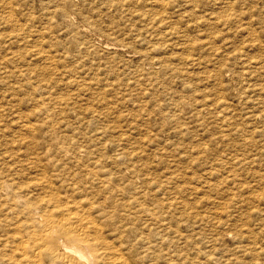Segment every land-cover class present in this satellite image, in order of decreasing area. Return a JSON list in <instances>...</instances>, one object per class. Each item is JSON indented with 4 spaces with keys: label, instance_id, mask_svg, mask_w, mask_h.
Here are the masks:
<instances>
[{
    "label": "rangeland",
    "instance_id": "1",
    "mask_svg": "<svg viewBox=\"0 0 264 264\" xmlns=\"http://www.w3.org/2000/svg\"><path fill=\"white\" fill-rule=\"evenodd\" d=\"M0 106V180L33 181L46 169L41 180L59 207L101 222L105 264H264V0H0ZM4 194L0 264H14Z\"/></svg>",
    "mask_w": 264,
    "mask_h": 264
},
{
    "label": "bare ground",
    "instance_id": "2",
    "mask_svg": "<svg viewBox=\"0 0 264 264\" xmlns=\"http://www.w3.org/2000/svg\"><path fill=\"white\" fill-rule=\"evenodd\" d=\"M80 29V28H79ZM122 46V45H121ZM252 101V100H251ZM3 104V103H2ZM1 107V106H0ZM4 107V106H3ZM3 107H1V108H3ZM9 107H11V106H9ZM45 109V108H44ZM47 109V108H46ZM4 113V112H3ZM19 113V112H18ZM22 113V112H21ZM21 113H19V115L21 114ZM28 113V112H27ZM36 113V112H35ZM1 114V113H0ZM24 114V113H23ZM25 114H26V112H25ZM47 114V113H46ZM49 114V113H48ZM26 116V115H25ZM23 118V117H22ZM24 119V118H23ZM26 119V118H25ZM28 119V118H27ZM44 119H47L46 117L44 118ZM52 120H53V118H52ZM44 121V120H43ZM6 122V121H5ZM19 122V121H18ZM7 123V122H6ZM25 123V122H24ZM55 123V122H54ZM29 124H31V123H29ZM29 124H26V125H29ZM25 125V124H24ZM24 125L22 126V128L24 127ZM26 125H25V128H26ZM46 125V124H45ZM54 125V124H53ZM20 126V127H21ZM29 126H31V125H29ZM28 126V127H29ZM27 127V128H28ZM33 127V126H32ZM31 127V128H32ZM8 128V127H7ZM21 128V129H22ZM20 129V128H19ZM24 129V128H23ZM51 129V128H50ZM54 129V128H53ZM56 129H57V127H56ZM224 129H226V128H224ZM4 130V129H3ZM47 130V129H46ZM52 130V129H51ZM55 130V129H54ZM6 131V130H5ZM4 131V132H5ZM14 131H16V130H14ZM18 131V130H17ZM25 131V130H24ZM23 131V132H24ZM28 131H30V130H27L26 132H28ZM40 131V130H39ZM50 131V130H49ZM22 132V133H23ZM58 132V131H57ZM56 132V133H57ZM3 133V132H2ZM19 133V132H18ZM18 133H17V135H18ZM34 133H36V132H34ZM21 134V133H20ZM25 134V133H24ZM30 134H32V133H30ZM29 134V135H30ZM44 134H46V132L44 133ZM61 134V133H60ZM22 135V134H21ZM20 135V136H21ZM26 135H27V133H26ZM33 135V134H32ZM37 135V134H36ZM58 135V134H57ZM65 135H67V134H65ZM65 135H64V137H65ZM2 136H3V134H2ZM12 136H14L13 134H11V137ZM54 136V135H53ZM16 137V136H15ZM22 137V136H21ZM39 137H41V135L39 136ZM62 137V136H61ZM75 137V136H74ZM2 138V137H1ZM23 138V137H22ZM26 138V137H25ZM28 138V137H27ZM29 138H30V136H29ZM55 138V137H54ZM68 138H69V136H68ZM11 139H13V138H11ZM31 139H34V138H32L31 137ZM31 139H30V142H32L31 141ZM53 139V138H52ZM70 139V138H69ZM121 139H123V140H125V138H124V136H122L121 137ZM20 140V139H19ZM23 140V139H22ZM25 140V139H24ZM29 140V139H28ZM48 140V139H47ZM55 140V139H54ZM53 140V141H54ZM3 141V140H2ZM6 141V140H5ZM43 141V140H42ZM50 141H51V137H50ZM67 141H70V140H67ZM66 140H65V142H67ZM75 141H77V139L75 140ZM21 142V141H20ZM28 142V141H27ZM29 142V143H30ZM63 142V141H62ZM7 143V142H6ZM10 143V142H9ZM38 143V142H37ZM48 143V142H47ZM53 143V142H52ZM51 143V144H52ZM64 143V142H63ZM68 143V142H67ZM14 144V143H13ZM24 144V143H23ZM39 144V143H38ZM49 144H50V142H49ZM73 144V143H72ZM103 144V143H102ZM102 144H101V146H102ZM12 145V144H11ZM60 145H61V143H60ZM82 145V144H81ZM87 145V144H86ZM96 145V144H95ZM6 146V145H5ZM29 146V145H28ZM41 146V145H40ZM62 146V145H61ZM75 146V145H74ZM78 146V145H77ZM76 146V149L79 147H77ZM98 146V145H97ZM106 146V145H105ZM24 147V146H23ZM22 147V148H23ZM30 147H32L31 145H30ZM33 147H35V145L33 146ZM48 147V146H47ZM54 147V146H53ZM71 147V146H70ZM82 147H83V145H82ZM87 147H88V145H87ZM86 147V148H87ZM90 147V146H89ZM92 147V146H91ZM164 147V146H163ZM0 148H2V147H0ZM8 148V147H7ZM13 148V147H12ZM26 148V147H25ZM28 148V147H27ZM26 148V149H27ZM67 148V147H66ZM73 148V147H72ZM81 148V147H80ZM93 148V147H92ZM91 148V149H92ZM97 148V147H96ZM102 149L101 150H104L103 149V147H101ZM165 148V147H164ZM9 149V148H8ZM14 149V148H13ZM12 149V150H13ZM30 149V148H29ZM34 149V148H33ZM79 149V148H78ZM77 149V150H78ZM90 149V150H91ZM94 149V148H93ZM107 149V148H106ZM3 150V149H2ZM18 150V149H17ZM62 150V149H61ZM90 150H89V152H90ZM96 150V149H95ZM99 150V149H98ZM97 150V151H98ZM160 150V149H159ZM167 150V149H166ZM27 151V150H26ZM85 152H86V150H84ZM88 151V150H87ZM93 151V150H92ZM91 151V152H92ZM144 151V150H143ZM165 151V150H164ZM4 152V151H3ZM20 152V151H19ZM44 152H47V151H44ZM51 153H52V151H50ZM58 152V151H57ZM76 152H78V151H76ZM76 152H74L73 153V150H72V152L71 153H73V157L74 156H76ZM107 152H110L109 150L107 151ZM106 152V153H107ZM142 153V149H140V150H138V151H136V150H133V151H129V150H120V151H117L116 152V155L117 154H119V156L120 155H138L139 153ZM8 153V152H7ZM17 153V152H16ZM30 153V152H29ZM80 153H82V152H80ZM102 153H105V150H104V152H102ZM168 153V152H167ZM166 153V154H167ZM3 154V153H2ZM38 154V153H37ZM66 154V153H65ZM75 154V155H74ZM79 154V153H78ZM83 154V153H82ZM94 154V153H93ZM92 154V155H93ZM112 154V153H111ZM110 154V155H111ZM160 154V153H159ZM21 155H22V152H21ZM24 155V154H23ZM53 155V154H52ZM70 155V154H69ZM69 155H68V157H69ZM95 155V154H94ZM108 155V154H107ZM110 155H108V156H110ZM164 155V154H163ZM11 156V155H10ZM10 156H9V158H10ZM14 156V155H13ZM32 156V155H31ZM35 156V155H34ZM38 156H40V155H38ZM55 156H57V155H55ZM71 156H72V154H71ZM89 156V155H88ZM96 156V155H95ZM101 156V155H100ZM100 156H96V158L97 157H100ZM106 156V155H105ZM118 156V155H117ZM139 156V155H138ZM67 157V156H66ZM67 157V158H68ZM82 157V156H81ZM86 157H87V155H86ZM102 157V156H101ZM137 157V156H136ZM135 156L133 157V159L134 158H136ZM17 158V157H16ZM20 158V157H19ZM31 158H33V157H31ZM30 158V159H31ZM39 158V157H38ZM37 158V159H38ZM49 158V157H48ZM48 158H46L47 160H48ZM59 158H64L63 156H61V157H59ZM75 158H77V156L75 157ZM78 158H80V157H78ZM14 159V158H13ZM21 159V158H20ZM26 159V158H25ZM28 159V158H27ZM36 159V158H35ZM36 159V160H37ZM51 159V158H50ZM53 159V158H52ZM62 159H60V160H62ZM82 159H83V157H82ZM89 160H90V158H88ZM102 159H104L103 157H102ZM114 159V158H113ZM119 159V158H118ZM128 159V158H127ZM131 159V158H130ZM41 160V159H40ZM84 160V159H83ZM89 160L87 161V162H89ZM92 160V159H91ZM96 160V159H95ZM124 160V159H123ZM136 160V159H135ZM33 161V160H32ZM32 161H30V162H32ZM63 161V160H62ZM68 161V163H69V160H67ZM73 161V160H72ZM79 161V160H78ZM80 161H82L81 160V158H80ZM79 161V162H80ZM86 161V160H85ZM101 161V160H100ZM114 161V160H113ZM120 161H121V159H120ZM129 161L130 160H128V163H129ZM132 161V160H131ZM137 161H138V157H137ZM10 162V161H9ZM28 162V161H27ZM40 162V161H39ZM46 162V161H45ZM58 162V161H57ZM60 162V161H59ZM74 162V161H73ZM98 162V161H97ZM101 162H104V161H101ZM119 162V161H118ZM1 163V162H0ZM25 163V162H24ZM35 163V162H34ZM36 163H37V161H36ZM42 163V162H41ZM109 164L108 165H110V164H112V163H110V162H108ZM116 163V162H115ZM120 163V162H119ZM132 162H130L129 164H131ZM134 163H137V162H135L134 161ZM141 163V162H140ZM139 163V164H140ZM144 163V162H143ZM148 163V162H147ZM21 164H23V162L21 163ZM39 164V163H38ZM37 164V165H38ZM54 164V163H53ZM62 164V163H61ZM64 164H65V162H64ZM73 164V163H72ZM77 164H79V163H77ZM82 164V163H81ZM80 164V165H81ZM84 164H85V162H84ZM86 164H88V163H86ZM85 164V165H86ZM101 164V163H100ZM103 164V163H102ZM117 164V163H116ZM124 164H126V163H124ZM144 164H146V163H144ZM5 165H7V164H5ZM14 165V164H13ZM40 165V164H39ZM42 165V164H41ZM40 165V166H41ZM79 165V166H80ZM83 165V164H82ZM82 165H81V167H82ZM90 165V164H89ZM95 165V164H94ZM121 165H122V163H121ZM141 165V164H140ZM139 165V166H140ZM17 166H18V164H17ZM24 166V165H23ZM64 166H66V165H63V166H61V167H64ZM68 166V165H67ZM66 166V167H67ZM96 166V165H95ZM103 166V165H102ZM105 166V165H104ZM103 166V167H104ZM115 166V165H114ZM113 166V169L114 168H116V167H114ZM131 166V165H130ZM138 166V165H137ZM145 166V165H144ZM147 166V165H146ZM148 166H151V164L150 165H148ZM6 167H8V166H6ZM27 167V166H26ZM30 167V166H29ZM65 167V168H66ZM68 167H70V166H68ZM68 167H67V169H68ZM85 167V166H84ZM89 167V166H88ZM87 167V168H88ZM93 167V166H92ZM98 167V166H97ZM95 167L97 170L98 169H100V168H102L101 167V165H100V168L98 167ZM106 167V166H105ZM121 167V166H120ZM59 168H60V165H59ZM74 168V167H73ZM77 168V167H76ZM79 168V167H78ZM94 168V169H95ZM118 168V167H117ZM124 168V167H123ZM137 168V167H136ZM142 168V167H141ZM148 168V167H147ZM147 168H145V169H147ZM33 169H34V167H33ZM33 169H31V170H33ZM75 169V168H74ZM80 169V168H79ZM95 169V170H96ZM103 170H105L104 168H102ZM109 169H111V166H110V168ZM124 169H129L128 167L127 168H124ZM138 169H140V168H138ZM150 169H153L152 167L150 168ZM12 170V169H11ZM81 170V169H80ZM89 170V169H88ZM107 171H108V169H106ZM118 172H119V170L118 169H116ZM115 170V171H116ZM136 170V169H135ZM135 170H132L133 172L135 171ZM143 170V169H142ZM22 171V170H21ZM35 172H36V170H34ZM40 173H37L36 172V174H35V176H34V178L32 179L33 181H31V179H29V180H25V179H22V178H19L18 176L17 177H14V178H8V179H6V180H0V190L1 191H3L5 194H4V198L6 199L5 201L7 202V204H8V209H9V213L10 214H12L13 213V215L15 216V219H13V222L11 221L10 222V224H11V234H12V236H13V238H16L15 240H16V243H14V241L12 242V243H14V248H12V249H10V247H9V249L11 250V254L10 255H8L9 257H8V259L10 260V261H15V263H17V264H105L106 263V258H107V256H109L108 254H107V249H108V246H107V244L108 243H106L105 241H103V239H101V237H100V235H104V234H101V227L99 226V224H101V222L100 223H98V225L97 224H95V220L92 218V217H90V215H85L83 212H75V211H73L72 210V212H71V210L70 211H65V208H61V207H59V204L58 203H56L58 200H59V197H58V195H60V194H58V195H56L55 194V192H52L51 190L50 191H46L45 190V182H44V180L42 181L41 179L42 178H44L45 176H44V172H46V169H44L43 167H42V170L40 169ZM74 171V170H73ZM82 171V170H81ZM112 171V170H111ZM110 171V174L112 173ZM117 171H116V173H117ZM122 171V170H121ZM131 171V172H132ZM138 171V170H137ZM137 171H135V172H137ZM148 171V170H147ZM151 171V170H150ZM149 171V173H151V175H152V172H154V171H152V172H150ZM1 172V171H0ZM24 172V171H23ZM79 172V171H78ZM83 172V171H82ZM81 172V173H82ZM88 172V171H87ZM125 172V171H124ZM129 173H131L130 171H128ZM133 172H132V174H133ZM3 173V172H2ZM12 173V172H11ZM19 172H17V174H18ZM54 173V172H53ZM62 173H64V172H62ZM67 173V172H66ZM91 173H92V169H91ZM141 173H142V171H141ZM144 173V172H143ZM148 173V172H147ZM146 173V174H147ZM169 173H171V172H169ZM14 174V173H13ZM32 174V173H31ZM80 174V173H79ZM83 174V173H82ZM87 174V173H86ZM88 174H89V172H88ZM94 174H96L95 173V171H94ZM115 174V173H114ZM118 174V173H117ZM120 174V173H119ZM124 174V173H123ZM132 174H130L131 175V177H132ZM140 173L138 172V175H139ZM1 175H3V174H1ZM5 175V174H4ZM62 175V174H61ZM85 175V174H84ZM91 175V174H90ZM100 175V174H99ZM103 175V174H102ZM129 175V174H128ZM130 175L128 176V178L130 177ZM134 175V174H133ZM142 175V174H141ZM148 175H150V174H148ZM21 176V175H20ZM59 176V175H58ZM65 175H63V177H64ZM67 176V175H66ZM65 176V177H66ZM75 176V175H74ZM77 176H81V175H76V177ZM98 176V175H97ZM121 176V175H120ZM127 176V175H126ZM125 176V177H126ZM146 175H143V177H145ZM153 176V175H152ZM166 176V175H165ZM6 177V176H5ZM11 177H12V175H11ZM61 177V176H60ZM70 177H72V176H70ZM82 177V176H81ZM92 177V176H91ZM95 177V176H94ZM108 177V176H107ZM107 177H106V179H107ZM122 177V176H121ZM130 177V178H131ZM134 177H135V175H134ZM133 177V178H134ZM139 177H140V175H139ZM147 177V176H146ZM160 177H162L161 175H160ZM26 178V177H25ZM57 178V177H56ZM83 178V177H82ZM88 178V177H87ZM93 178V177H92ZM98 178V177H97ZM103 178V177H102ZM104 178H105V176H104ZM129 178V179H130ZM151 178V180H152V177H150ZM170 178V177H169ZM168 178V179H169ZM4 179V178H3ZM22 179V180H21ZM27 179V178H26ZM51 178L49 177V181H51L50 180ZM67 180H68V178H66ZM72 179V178H71ZM70 179V180H71ZM74 179V178H73ZM85 179V178H84ZM111 179H113V177L111 178ZM117 179V178H116ZM119 179V178H118ZM149 179V178H148ZM154 179H156V177L154 178ZM161 179L162 178H160V181H161ZM224 179H225V177H224ZM227 179V178H226ZM229 179H231L230 177H229ZM229 179H227V180H229ZM58 180V179H57ZM66 180V181H67ZM77 180H78V178H77ZM77 180L75 179V181H76V183L78 184V182H77ZM80 180H81V178H80ZM122 180H123V177H122ZM125 180H128V179H125ZM133 180V179H132ZM135 180H136V178H135ZM134 180V181H135ZM144 180V179H143ZM151 180H149V181H151ZM159 179H157V181H158ZM62 181V180H61ZM64 181V180H63ZM74 181V180H73ZM93 180H91V182H92ZM110 181V180H109ZM116 181V180H115ZM124 181V180H123ZM129 181V180H128ZM128 181H126L127 183H128ZM137 181V180H136ZM148 181V180H147ZM156 181V180H155ZM231 182H232V180H230ZM69 182V181H68ZM81 182H83V181H80V184H81ZM90 182V184H92ZM111 182V181H110ZM141 182V181H140ZM140 182H139V184H140ZM163 182V181H162ZM161 182V183H162ZM230 182V183H231ZM47 183V182H46ZM51 183H53V182H51ZM74 183V182H73ZM95 183V182H94ZM117 186H118V180H117ZM121 183V182H120ZM125 183V182H124ZM134 183V182H133ZM144 183V182H143ZM146 183V182H145ZM144 183V184H145ZM159 183V182H158ZM64 184V183H63ZM62 184V185H63ZM70 184H71V182H70ZM85 184V183H84ZM89 184V183H88ZM100 184H101V182H100ZM112 184V183H111ZM110 184V185H111ZM122 184H123V182H122ZM135 184V187H136V183H134ZM138 183H137V185L140 187L141 186V184L139 185ZM143 184V185H144ZM148 184H150V183H148ZM147 184V185H148ZM154 184V183H153ZM156 184V183H155ZM66 185H67V182H66ZM79 185V184H78ZM83 185V184H82ZM86 185V184H85ZM104 185V184H103ZM114 185H116V184H114ZM123 185H126V184H123ZM143 185L141 186V187H143ZM157 185V184H156ZM160 185V184H159ZM32 187V189L31 190H29L28 189V187ZM99 186V185H98ZM97 186V187H98ZM102 186V185H101ZM108 186V185H107ZM121 186V185H120ZM148 186H151V185H148ZM162 186H164V185H162ZM56 188L57 189V187L55 186V185H53V188ZM76 187V186H75ZM83 187H85V186H83ZM89 187V186H88ZM91 187V186H90ZM96 187V186H95ZM100 187V186H99ZM98 187V188H99ZM104 187V186H103ZM102 187V188H103ZM110 187V186H109ZM123 187V186H122ZM127 187V186H126ZM138 187V188H139ZM156 187V186H155ZM26 188V189H25ZM52 188V189H53ZM54 188V189H55ZM66 188H68V186H66ZM71 188V187H70ZM97 188V189H98ZM105 188H107V187H105ZM120 188V187H119ZM118 188V189H119ZM132 188V187H131ZM134 188V187H133ZM133 188H132V190H133ZM147 188V187H146ZM157 188H160V186L159 187H157ZM156 188V189H157ZM162 188V187H161ZM48 189V188H47ZM79 189H81L80 188V186H79ZM78 189V190H79ZM86 189V188H85ZM110 189V188H109ZM114 188L112 187V190H113ZM121 189V188H120ZM135 189V188H134ZM144 189H145V185H144ZM150 189V188H149ZM49 190V189H48ZM87 190V189H86ZM111 190V189H110ZM139 190V189H138ZM137 190V191H138ZM142 190V189H141ZM75 191V190H74ZM80 191V190H79ZM82 191V190H81ZM93 192L92 193H96L97 191L95 190L94 191V188H93V190H92ZM104 191V190H103ZM108 191V190H107ZM106 191V192H107ZM124 191H126V189L124 190ZM140 191V190H139ZM145 191H147L146 189H145ZM150 191V190H149ZM154 191V190H153ZM158 191H159V189H158ZM57 192V191H56ZM101 192V191H100ZM105 192V193H106ZM113 192H116L115 191V189H114V191ZM119 192H120V190H119ZM123 192V191H122ZM132 192H135V191H132ZM142 192H144V190H142ZM2 193V192H1ZM59 193V192H58ZM70 193V192H69ZM73 193H75V192H73ZM85 193V192H84ZM86 193H88V190H87V192ZM110 193V192H109ZM126 193H127V191H126ZM125 193V194H126ZM150 193H151V191H150ZM150 193H148V194H150ZM43 194H47L46 195V197L43 195ZM81 194H83V193H81ZM81 194H80V196H81ZM116 194V193H115ZM115 194H114V196H115ZM127 194H129V195H133V193H127ZM139 194V193H138ZM141 194V193H140ZM148 194H147V192H146V195L148 196ZM152 194V193H151ZM3 195V194H2ZM77 195V194H76ZM89 195V194H88ZM92 196L94 195V194H91ZM97 195V194H96ZM101 195V194H100ZM103 195V194H102ZM106 195V194H105ZM117 195V194H116ZM118 195H121V194H119L118 193ZM117 195V196H118ZM124 195V194H123ZM131 195V196H132ZM142 195H143V193H142ZM1 196V195H0ZM77 196H79V195H77ZM77 196H76V198H77ZM85 195H83V197H84ZM112 196V195H111ZM125 196V195H124ZM123 196V197H124ZM139 196V195H138ZM137 196V197H138ZM141 196V195H140ZM139 196V197H140ZM150 196V195H149ZM73 197H74V195H73ZM97 197H99V196H97ZM100 197H102V196H100ZM100 197H99V199H100ZM104 197V196H103ZM113 197V196H112ZM116 197V196H115ZM141 197H143V196H141ZM140 197V198H141ZM146 197V196H145ZM63 198H66V196L65 197H63ZM118 198V197H117ZM117 198H115V199H117ZM129 198V197H128ZM131 198V197H130ZM129 198V199H130ZM135 198H136V196H135ZM134 198V199H135ZM151 198H153L152 197V195H151ZM156 198V197H155ZM3 199V198H2ZM75 199V198H74ZM93 199H95V198H93ZM114 199V198H113ZM112 199V200H113ZM120 199V198H119ZM119 199H117V200H119ZM137 199V198H136ZM135 199V200H136ZM150 199V198H149ZM1 200V199H0ZM61 200V199H60ZM64 200V199H63ZM63 200H61L62 202H64ZM70 200H73V199H70ZM76 200V199H75ZM78 200V199H77ZM88 200V199H87ZM96 200V199H95ZM109 200V199H108ZM116 200V201H117ZM125 200V199H124ZM128 200V199H127ZM139 200V199H138ZM152 200V199H151ZM157 200H159V198L157 199L156 198V201ZM161 200V199H160ZM2 201V200H1ZM60 201V202H61ZM65 201H68V200H65ZM89 201V200H88ZM103 201V200H102ZM121 201V200H120ZM122 201H123V199H122ZM122 201H121V203H122ZM143 201H145V198L143 199ZM155 201V200H154ZM156 201L154 202L155 204V206H157V203H156ZM81 203H82V201H80ZM85 202V201H84ZM92 202V201H91ZM99 202H100V200H99ZM107 202V201H106ZM111 201H109L108 203H110ZM130 201L128 200V202L127 203H129ZM135 202V201H134ZM149 202V201H148ZM148 202H146V203H148ZM151 203H153V201H150ZM162 203H163V201H161ZM72 203V202H71ZM75 204L77 203V202H74ZM72 204V205H74L75 206V204ZM86 203V202H85ZM102 203V202H101ZM117 203H120V202H117ZM139 203V202H138ZM142 203V202H141ZM166 203V202H165ZM164 203V204H165ZM80 204V203H79ZM90 204V203H89ZM112 204H114L113 202H112ZM122 204H124V203H122ZM134 204V203H133ZM135 204H137V203H135ZM142 204H144V203H142ZM141 204V205H142ZM3 205V204H2ZM71 205V206H72ZM78 205V204H77ZM86 205H88V204H86ZM85 205V206H86ZM90 205H93L92 203L90 204ZM96 205V204H95ZM99 205V204H98ZM103 206H104V204H102ZM101 205V206H102ZM125 205H127V204H125ZM153 205V206H154ZM161 205V204H160ZM68 206V205H67ZM108 206V205H107ZM111 206V205H110ZM113 206V205H112ZM118 206V205H117ZM132 206V205H131ZM136 207V205H133V207ZM149 206V205H148ZM165 206V205H164ZM168 206V205H167ZM166 206V207H167ZM79 207V206H78ZM77 207V208H78ZM80 207H83V205L82 206H80ZM89 207V206H88ZM114 207V206H113ZM116 207V206H115ZM123 207H124V205H123ZM128 208H126V210H128V209H130L129 208V205L127 206ZM134 207V208H135ZM138 207V206H137ZM141 207V206H140ZM163 207V206H162ZM68 208H70L69 206L66 208L67 210H69ZM72 208V207H71ZM74 208V207H73ZM76 208V207H75ZM75 208H74V210H75ZM76 208V209H77ZM104 208V207H103ZM117 208V207H116ZM147 208V207H146ZM160 208V207H159ZM168 208V207H167ZM4 209V208H3ZM82 209V208H81ZM80 209V210H81ZM83 209H85L84 207H83ZM89 209V208H88ZM114 209V208H113ZM143 209V208H142ZM157 209V208H156ZM163 209V208H162ZM1 210V209H0ZM7 210V209H6ZM86 210H87V208H86ZM90 210H92V209H90ZM100 210V209H99ZM111 210V209H110ZM122 210V209H121ZM152 210V209H151ZM164 210V209H163ZM162 210V211H163ZM4 211V210H3ZM97 211V210H96ZM102 211V210H101ZM104 211H106V208L103 210V212ZM108 211H109V208H108ZM118 212L119 211V207H118V210H115V212ZM132 211H133V209H132ZM144 211H146L145 209H144ZM150 211V210H149ZM154 211V210H153ZM156 211V210H155ZM154 211V212H155ZM157 211H159L160 213L162 212V211H160V210H157ZM2 212V211H1ZM87 212H88V210H87ZM95 212V211H94ZM116 212V213H117ZM123 212H125V210L123 209ZM129 212V211H128ZM141 212V211H140ZM3 213V212H2ZM1 213V214H2ZM7 213V212H6ZM109 213H111V212H109ZM114 213V211L112 212V214ZM121 213V212H120ZM133 213V212H132ZM132 213H130V214H132ZM136 213V212H135ZM3 214H5V212L3 213ZM10 214H9V216H10ZM98 214V213H97ZM108 214V213H107ZM128 214V213H127ZM129 214V215H130ZM145 214V213H144ZM143 214V215H144ZM148 214V213H147ZM149 214H151V213H149ZM157 214V213H156ZM159 214V213H158ZM163 214V213H162ZM95 215V214H94ZM129 215H126V217H129ZM134 215V214H133ZM131 216L132 218V220H137V218H135L134 216ZM6 215H4L3 217H5ZM100 216V215H99ZM104 215H102V217H103ZM147 216V215H146ZM152 216V215H151ZM13 217V216H12ZM107 217H110V215L109 216H107ZM118 217H119V215H118ZM120 217L123 219V217H124V215L122 214V216L120 215ZM141 217H143V216H141ZM140 217V218H141ZM7 218H9V217H7ZM14 218V217H13ZM96 218V217H95ZM101 218V217H100ZM133 218H135V219H133ZM149 218V217H148ZM147 218V219H148ZM163 218V217H162ZM170 218H172V216L170 217ZM1 219V218H0ZM105 219V218H104ZM110 219V218H109ZM115 219H116V217H115ZM126 219V218H125ZM129 219V218H128ZM128 219H126L125 221L126 222H128L129 223V221H130V219H129V221H128ZM157 220H158V218H156ZM101 220V219H100ZM114 220V219H113ZM141 220H143V219H141ZM161 220V219H160ZM164 220V219H163ZM105 221H108V223H106V225L107 224H109V220H105ZM110 221H111V219H110ZM115 221V220H114ZM114 221H111V223L112 222H114ZM120 221V220H119ZM118 221V222H119ZM124 221V220H123ZM148 221V220H147ZM145 222V220H144V222L147 224L148 222ZM149 221H150V219H149ZM166 221V220H165ZM1 222V221H0ZM135 222V221H134ZM138 222H140V220H138ZM143 222V221H142ZM151 222V221H150ZM154 222V221H153ZM152 222V223H153ZM160 222V221H159ZM164 222V221H163ZM144 223V224H145ZM156 223V222H155ZM155 223L153 224V225H155ZM166 223H168V222H166ZM201 223V222H200ZM103 224V223H102ZM112 224H117L118 225V223H112ZM122 226H123V223H120ZM124 224H127V223H124ZM131 225H133L132 223H130ZM144 224H141V225H144ZM121 225H120V227H121ZM104 226H105V224H104ZM111 226V225H110ZM125 226V225H124ZM133 226H137V224L136 225H133ZM132 226V227H133ZM9 227V226H8ZM106 227V226H105ZM127 227H129V226H127ZM131 227V228H132ZM139 227H142V226H139ZM159 227V226H158ZM179 227V226H178ZM185 227H187L186 225H185ZM7 228V227H6ZM110 228V227H109ZM113 228H115V227H113ZM116 228H118V226L116 227ZM147 228V227H146ZM145 228V229H146ZM153 228V227H152ZM161 227H159V229H160ZM10 229V228H9ZM107 229V228H106ZM142 230H143V228H141ZM140 229V231H141V233H140V235H142L143 236V233H142V230ZM163 229V228H162ZM166 229V228H165ZM176 229V228H175ZM188 229V228H187ZM186 229V230H187ZM1 231H2V229H0ZM102 230H104V229H102ZM113 230V229H112ZM115 230V229H114ZM121 230V229H120ZM137 230V229H136ZM139 230V229H138ZM149 230V229H148ZM151 230H153V229H151ZM177 230V229H176ZM175 230V231H176ZM185 230V231H186ZM116 231H118L119 232V230H115V232ZM130 231H131V229H130ZM145 231H147V230H145ZM156 231H158V230H156ZM182 231V230H181ZM184 231V230H183ZM115 232H112V234L114 233L115 234ZM126 232V231H125ZM128 232V231H127ZM148 232V231H147ZM146 232V233H147ZM155 232V231H154ZM162 233H163V231H161ZM160 232V233H161ZM170 232H171V230H170ZM178 232V231H177ZM180 232V231H179ZM1 233V232H0ZM7 233V232H6ZM108 233V232H107ZM110 233V232H109ZM108 233V234H109ZM121 233H123L122 231H121ZM149 233V232H148ZM153 233V232H152ZM167 233V232H166ZM183 233V232H182ZM11 234H10V236H11ZM111 234V233H110ZM111 234V236H113ZM117 234V233H116ZM115 234V235H116ZM126 234V233H125ZM124 234V235H125ZM139 233L137 232V235H138ZM145 234V233H144ZM154 234V233H153ZM157 234H158V232H157ZM188 234V233H187ZM190 234V233H189ZM7 235H9V234H7ZM131 235H134L135 236V233H131ZM151 235V234H150ZM156 234H154V236H155ZM160 235V234H159ZM162 235V234H161ZM169 235V234H168ZM172 235H174V234H172ZM171 235V236H172ZM5 236V235H4ZM129 236V235H128ZM139 236V235H138ZM137 236V237H138ZM164 236V235H163ZM104 237V236H103ZM107 237V236H106ZM117 237V236H116ZM122 237L123 236H121V239H122ZM151 237V236H150ZM162 236H160V238H161ZM174 237V236H173ZM188 237H189V235H188ZM190 237H191V235H190ZM110 238V237H109ZM126 238V237H125ZM147 238H148V236H147ZM157 238V237H156ZM171 238V237H170ZM175 238V237H174ZM185 238V237H184ZM187 238V237H186ZM192 238V237H191ZM5 239H7V238H5ZM108 239V238H107ZM113 239H115V238H113ZM117 239H119V238H117ZM116 239V240H117ZM120 239V240H121ZM130 239V238H129ZM134 239H136V237L134 238ZM139 239V238H138ZM138 239H136V240H138ZM141 239V238H140ZM146 238L144 237V240H145ZM150 239V238H149ZM152 239V238H151ZM150 239V241H152ZM106 240V239H105ZM109 240V239H108ZM131 240H132V238H131ZM168 240H169V238H168ZM167 240V241H168ZM173 240V239H172ZM175 240H178V239H175ZM175 240H173V242L175 241ZM189 240V239H188ZM8 241V240H7ZM7 241L6 240H4V242H3V244L5 243H7ZM12 241V240H11ZM141 241V240H140ZM166 241V242H167ZM179 241V240H178ZM184 242L186 241V240H183ZM108 242V241H107ZM112 242V241H111ZM111 242L109 243L110 245H111ZM121 242H125V241H121ZM120 242V243H121ZM127 242V241H126ZM134 242H135V240H134ZM143 242H146V241H143ZM143 242H141L142 244H144ZM149 242V241H148ZM148 242H146L145 244H147ZM172 242V241H171ZM173 242H172V244H173ZM176 242V241H175ZM181 242H182V240H181ZM191 242V241H190ZM116 243V242H115ZM119 243V242H118ZM117 243V244H118ZM129 242H127L126 244H128ZM150 243V242H149ZM153 243V242H152ZM156 243H158L157 242V239H156ZM189 243V242H188ZM11 244V243H10ZM112 244H114V243H112ZM125 244V243H124ZM134 244V243H133ZM139 244V243H138ZM213 244V243H212ZM1 246L0 247H2L3 245L2 244H0ZM13 245V244H12ZM105 245H106V247H105ZM140 245V244H139ZM150 245V244H149ZM157 245V244H156ZM163 245V244H162ZM161 245V247H163ZM112 246V245H111ZM126 246V245H125ZM125 246H123V248H127L128 246H130V245H128L127 247H125ZM135 246V245H134ZM137 246V245H136ZM135 246V247H136ZM151 246V245H150ZM154 246V245H153ZM167 246V245H166ZM168 246H169V243H168ZM113 247V246H112ZM117 246H115L114 248H116ZM120 247H121V245H120ZM139 247V246H138ZM141 247V246H140ZM160 247V246H159ZM177 247H178V249H179V246L177 245ZM176 247V248H177ZM199 247V246H198ZM208 247H210V246H208ZM5 248V247H4ZM111 248V247H110ZM119 248V247H118ZM130 248V247H129ZM157 248V247H156ZM168 248V247H167ZM194 248H196V247H194ZM211 248V247H210ZM210 248H208V249H210ZM1 249V248H0ZM6 249V248H5ZM5 249H3V250H5ZM113 248H111V250H112ZM117 249V248H116ZM147 249V248H146ZM151 249H152V246H151ZM175 249V248H174ZM173 249V250H174ZM215 249V248H214ZM218 249H221V248H218L217 247V250ZM2 250V251H3ZM115 249H113V251H114ZM150 250V249H149ZM153 250V249H152ZM207 250V249H206ZM123 251V250H122ZM125 251H127V250H125ZM132 251V250H131ZM137 251H138V249H137ZM144 251H147V250H144ZM144 251H143V253H144ZM151 251V250H150ZM160 251V250H159ZM162 251H163V249H162ZM201 251H203V250H201ZM208 252H209V250H207ZM214 251L215 250H213V252L212 251H210V252H212V253H214ZM220 251V250H219ZM223 251V250H222ZM121 252V251H120ZM135 252H136V250H135ZM139 252H140V250H139ZM153 252V251H152ZM155 252V251H154ZM161 252V251H160ZM163 252H166V251H163ZM200 252V251H199ZM10 253V252H9ZM8 253V254H9ZM112 253H114V252H112ZM116 253V252H115ZM118 254H120L119 253V249H118V252H117ZM126 253V252H125ZM128 253V252H127ZM130 253V252H129ZM129 253H128V255H129ZM134 253V252H133ZM141 253V252H140ZM142 253V254H143ZM146 253H149V252H146ZM156 253V252H155ZM177 253V252H176ZM206 252H204V254H205ZM221 253H223V252H221ZM110 254V253H109ZM139 254V253H138ZM145 254V253H144ZM159 254V253H158ZM162 254V253H161ZM207 254V253H206ZM1 255H3V254H1ZM5 255V254H4ZM111 255V254H110ZM121 255V254H120ZM124 255V254H123ZM123 255H121V256H123ZM133 255V254H132ZM135 255V254H134ZM151 255H152V253H151ZM164 255H166V253L164 254ZM167 255H168V252H167ZM210 255V254H209ZM216 255H217V253H216ZM220 255V254H219ZM113 256V255H112ZM118 256V255H117ZM126 256V255H125ZM124 256V257H125ZM136 256H139V255H137L136 254ZM169 256V255H168ZM182 256V255H181ZM180 256V258L182 259V257L184 256V254H183V256L181 257ZM203 256V255H202ZM201 256V257H202ZM215 256V255H214ZM1 257V256H0ZM111 257V256H110ZM120 257V256H119ZM123 257V258H124ZM134 257V256H133ZM140 257H142V256H140ZM139 257V258H140ZM150 257V256H149ZM167 257V256H166ZM165 257V258H166ZM175 257V256H174ZM204 257V256H203ZM210 257H212V256H210ZM215 257H217V256H215ZM2 258V257H1ZM6 258V257H5ZM117 258V257H116ZM123 258H122V260H123ZM125 258H128V256H126ZM138 258V257H137ZM145 257H143V259H144ZM148 258V257H147ZM169 258V257H168ZM171 258V257H170ZM179 258V257H178ZM184 258V257H183ZM221 258V257H220ZM218 259V261L220 262V260L222 259ZM227 258V257H226ZM229 258V257H228ZM7 259V260H8ZM114 260H115V258H113ZM120 259V258H119ZM118 259V260H119ZM133 259V258H132ZM136 259V258H135ZM151 259V258H150ZM207 259V258H206ZM212 259H213V257H212ZM223 259H224V256H223ZM7 260H6V263H7ZM9 260H8V262H9ZM121 260V261H122ZM125 260L126 259H124V262H125ZM134 260V259H133ZM142 260V259H141ZM149 260V259H148ZM154 260H156V259H154ZM165 260H167V258L165 259ZM169 260V259H168ZM174 260V259H173ZM187 260V259H186ZM228 259H226V261H227ZM116 261V260H115ZM129 261V260H128ZM137 261V260H136ZM145 261H147V260H145ZM151 261H152V259H151ZM161 261V260H160ZM172 261V260H171ZM175 261V260H174ZM174 261H173V263H174ZM189 261V260H188ZM191 261H192V259H191ZM112 262V261H111ZM127 262V261H126ZM150 263V261H147V263ZM154 262V261H153ZM218 262V263H219ZM222 262H224V261H222ZM1 263V262H0ZM14 263V264H15ZM132 263H133V261H132ZM131 263V264H132ZM135 263V262H134ZM152 263V262H151ZM156 263V262H155ZM155 263H153V264H155ZM165 263V261L163 262V264ZM167 263V262H166ZM165 263V264H166ZM207 263H208V261H207ZM3 264V263H2ZM109 264V263H108ZM111 264V263H110ZM118 264V263H117ZM127 264V263H126ZM139 264V263H138ZM158 264V263H157ZM171 264H172V262H171ZM176 264V263H175ZM185 264H188V263H185ZM194 264V263H193ZM209 264V263H208ZM216 264H217V261H216ZM221 264H223V263H221Z\"/></svg>",
    "mask_w": 264,
    "mask_h": 264
}]
</instances>
